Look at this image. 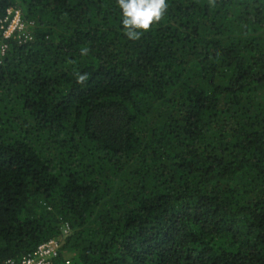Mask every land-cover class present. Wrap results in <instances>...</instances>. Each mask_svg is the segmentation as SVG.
<instances>
[{
  "label": "trees",
  "instance_id": "trees-1",
  "mask_svg": "<svg viewBox=\"0 0 264 264\" xmlns=\"http://www.w3.org/2000/svg\"><path fill=\"white\" fill-rule=\"evenodd\" d=\"M9 8L0 264L49 239L52 264H264V0H168L138 41L116 0Z\"/></svg>",
  "mask_w": 264,
  "mask_h": 264
},
{
  "label": "clouds",
  "instance_id": "clouds-1",
  "mask_svg": "<svg viewBox=\"0 0 264 264\" xmlns=\"http://www.w3.org/2000/svg\"><path fill=\"white\" fill-rule=\"evenodd\" d=\"M121 11V26L123 35L130 41H138L144 33L158 24L168 10V0H116ZM87 47L81 48L80 55L86 56ZM76 82L85 84L88 74L75 73Z\"/></svg>",
  "mask_w": 264,
  "mask_h": 264
},
{
  "label": "built area",
  "instance_id": "built-area-1",
  "mask_svg": "<svg viewBox=\"0 0 264 264\" xmlns=\"http://www.w3.org/2000/svg\"><path fill=\"white\" fill-rule=\"evenodd\" d=\"M32 23H26L21 19L19 10L9 8L6 11V17L0 26V57L8 50L7 40L13 38L18 44L31 39L30 28ZM70 228L67 225L63 226L62 235L66 237L70 233ZM60 248V243L56 239H49L40 244L35 251L23 257L20 261H7L4 264H52L54 258L57 257ZM69 262H66L68 264Z\"/></svg>",
  "mask_w": 264,
  "mask_h": 264
}]
</instances>
